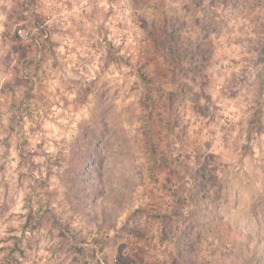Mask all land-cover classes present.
Here are the masks:
<instances>
[{"label": "rangeland", "instance_id": "1", "mask_svg": "<svg viewBox=\"0 0 264 264\" xmlns=\"http://www.w3.org/2000/svg\"><path fill=\"white\" fill-rule=\"evenodd\" d=\"M56 1L0 0V264H264V0Z\"/></svg>", "mask_w": 264, "mask_h": 264}, {"label": "built area", "instance_id": "2", "mask_svg": "<svg viewBox=\"0 0 264 264\" xmlns=\"http://www.w3.org/2000/svg\"><path fill=\"white\" fill-rule=\"evenodd\" d=\"M90 0H73V5H70L69 9L67 8V0H57L55 3L52 4L51 7L53 9L52 15L50 16L52 19L56 20L58 24H65L68 22L70 16L75 11L80 12L85 6L88 4ZM102 1V0H101ZM49 17V19H50ZM49 21L44 22L39 28L37 27H20L16 30V37L22 43H29L35 36L39 39V32L41 30L48 29Z\"/></svg>", "mask_w": 264, "mask_h": 264}]
</instances>
